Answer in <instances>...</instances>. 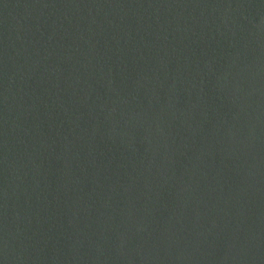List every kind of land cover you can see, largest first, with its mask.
I'll return each instance as SVG.
<instances>
[{"label": "water", "instance_id": "water-1", "mask_svg": "<svg viewBox=\"0 0 264 264\" xmlns=\"http://www.w3.org/2000/svg\"><path fill=\"white\" fill-rule=\"evenodd\" d=\"M0 264H264V0H0Z\"/></svg>", "mask_w": 264, "mask_h": 264}]
</instances>
